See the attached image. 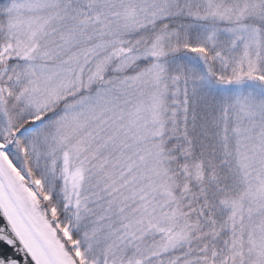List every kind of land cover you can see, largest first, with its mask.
<instances>
[{
	"label": "snow or ice",
	"instance_id": "1",
	"mask_svg": "<svg viewBox=\"0 0 264 264\" xmlns=\"http://www.w3.org/2000/svg\"><path fill=\"white\" fill-rule=\"evenodd\" d=\"M0 243L264 264V0H0Z\"/></svg>",
	"mask_w": 264,
	"mask_h": 264
},
{
	"label": "water",
	"instance_id": "2",
	"mask_svg": "<svg viewBox=\"0 0 264 264\" xmlns=\"http://www.w3.org/2000/svg\"><path fill=\"white\" fill-rule=\"evenodd\" d=\"M6 246H4L2 243H0V253H2V251L5 249ZM10 251V250H8Z\"/></svg>",
	"mask_w": 264,
	"mask_h": 264
}]
</instances>
